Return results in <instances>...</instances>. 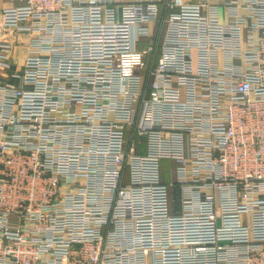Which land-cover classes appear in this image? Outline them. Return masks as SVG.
I'll return each instance as SVG.
<instances>
[{"label": "built area", "instance_id": "1", "mask_svg": "<svg viewBox=\"0 0 264 264\" xmlns=\"http://www.w3.org/2000/svg\"><path fill=\"white\" fill-rule=\"evenodd\" d=\"M0 264H264V0H0Z\"/></svg>", "mask_w": 264, "mask_h": 264}, {"label": "rangeland", "instance_id": "2", "mask_svg": "<svg viewBox=\"0 0 264 264\" xmlns=\"http://www.w3.org/2000/svg\"><path fill=\"white\" fill-rule=\"evenodd\" d=\"M172 164L170 162H163L162 163V169L163 170H167L169 168V166H171Z\"/></svg>", "mask_w": 264, "mask_h": 264}]
</instances>
